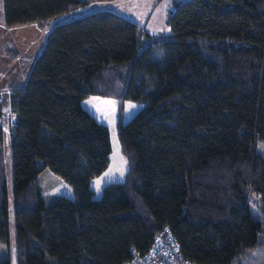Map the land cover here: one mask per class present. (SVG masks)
<instances>
[{"label": "trees", "instance_id": "trees-1", "mask_svg": "<svg viewBox=\"0 0 264 264\" xmlns=\"http://www.w3.org/2000/svg\"><path fill=\"white\" fill-rule=\"evenodd\" d=\"M94 1L0 0V16L8 29L40 27ZM167 23L158 38L113 11L62 22L26 79L15 75L17 264H126L167 234L189 264H251L256 253L264 264V0H177ZM9 54L8 65L21 55ZM90 95L119 100L128 162L99 199L90 183L112 146L108 126L82 105ZM128 99L144 106L123 123ZM5 142L0 124V241L10 242ZM45 169L74 197L44 195Z\"/></svg>", "mask_w": 264, "mask_h": 264}, {"label": "rangeland", "instance_id": "rangeland-1", "mask_svg": "<svg viewBox=\"0 0 264 264\" xmlns=\"http://www.w3.org/2000/svg\"><path fill=\"white\" fill-rule=\"evenodd\" d=\"M177 0H98L91 2L87 7L80 8L72 13L62 15L54 20L48 21L43 26L33 25L18 28H6L0 16V72L7 67L12 76L16 72L22 73L23 79H26L33 60L32 56L37 55L43 43L46 41L51 29L62 22L82 17L84 15L97 11H113L126 16L133 21L146 26L147 30L158 38H165L170 33V27L167 23L170 11L174 2ZM1 4V9H2ZM1 15V14H0ZM12 52H20L12 65H8ZM1 87L5 84L0 82ZM83 107L91 112L96 118L106 124L109 128L112 150L109 155L110 161L108 167L99 175L91 180L90 186L94 191L93 197L99 199L104 187L111 183L120 182L125 178L128 170V162L121 151L120 143L117 137L116 122L119 118V100L111 97L90 95L83 100ZM135 105V107H129ZM144 106L142 101L125 100L123 103L122 122H129L133 116ZM6 128L8 123H2ZM8 129V128H7ZM8 132V131H6ZM5 154H6V172L8 178V192L10 197L9 221H10V242L0 241V261L9 257L11 264H17V255L15 247V220L13 205V178H12V156L8 134L6 135ZM259 151L264 154V141L258 143ZM108 175H105V174ZM99 181V186H97ZM38 185L44 195H64L73 198L74 190L63 178L53 173L50 169H45L38 176ZM252 206L257 208L261 201L258 195L251 196ZM261 254H255L253 264H262ZM254 258V259H255ZM251 262V264H252Z\"/></svg>", "mask_w": 264, "mask_h": 264}, {"label": "built area", "instance_id": "built-area-1", "mask_svg": "<svg viewBox=\"0 0 264 264\" xmlns=\"http://www.w3.org/2000/svg\"><path fill=\"white\" fill-rule=\"evenodd\" d=\"M2 121L0 102V123ZM126 264H189V261L180 258L178 242L171 234H167L166 238L158 239L149 255L136 257Z\"/></svg>", "mask_w": 264, "mask_h": 264}, {"label": "crops", "instance_id": "crops-1", "mask_svg": "<svg viewBox=\"0 0 264 264\" xmlns=\"http://www.w3.org/2000/svg\"><path fill=\"white\" fill-rule=\"evenodd\" d=\"M10 70L11 69L7 67L4 71L0 72V82H3L5 84L2 87L0 85L1 117L3 120L2 123L4 121L6 122V124L8 123V129L10 123L14 119V112L10 103V89L12 87V82L15 81V75L18 74V72H16L14 76H12ZM2 123L0 124L4 127L5 131L9 132V130ZM8 132H6V135L8 134Z\"/></svg>", "mask_w": 264, "mask_h": 264}, {"label": "snow or ice", "instance_id": "snow-or-ice-1", "mask_svg": "<svg viewBox=\"0 0 264 264\" xmlns=\"http://www.w3.org/2000/svg\"><path fill=\"white\" fill-rule=\"evenodd\" d=\"M129 107H135V105H130ZM105 175H108L107 173ZM97 186H99V181H97Z\"/></svg>", "mask_w": 264, "mask_h": 264}]
</instances>
